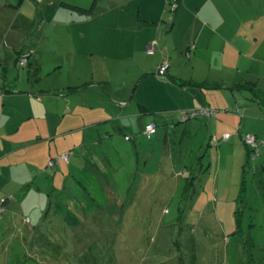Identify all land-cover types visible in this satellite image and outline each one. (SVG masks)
<instances>
[{
  "label": "crops",
  "instance_id": "obj_1",
  "mask_svg": "<svg viewBox=\"0 0 264 264\" xmlns=\"http://www.w3.org/2000/svg\"><path fill=\"white\" fill-rule=\"evenodd\" d=\"M13 1L0 3V199L13 198L0 220V264H9L11 236L19 231L23 241L32 243L47 231L54 235L63 224L68 225L64 232L84 233L94 224L101 231L104 217L109 224L122 216L127 223L150 220L138 197L130 205L119 198L122 215L103 213L106 206L99 201L96 206L76 203L79 195L73 193L89 188L82 180V185L74 183L86 165H78L77 151L115 142L112 133L128 128L144 132L147 123L160 120L166 127L186 123L188 132L194 125L204 127L210 118L215 130L211 138L220 140L218 146L230 151L231 159L241 154L247 158L244 133L253 132L264 142V99L256 90L254 99L250 91L232 88L264 81V56H256L253 47L260 41L259 23L264 34V11H240L252 0L242 8V0H180L172 12L165 11L171 0H105L104 6L98 0L90 11H68L66 16L47 6L42 11L49 12L40 14L49 23L36 32L38 9L24 12L32 0ZM126 2L135 11H126ZM26 15L28 21L20 18ZM241 38L248 39L255 53L251 61L240 48ZM155 40L156 52L149 53ZM261 43L260 48L264 35ZM24 56L25 66L20 63ZM164 59L170 63L168 75L159 77ZM195 82L222 87L203 88ZM205 105L217 110L216 115L183 120L186 111ZM227 132L231 137L224 140ZM60 153H69L68 162L59 159L50 166ZM53 191L67 192L70 201L52 200ZM87 249L84 244L71 264L80 263L81 256L87 259ZM32 250L41 254L39 244ZM42 254L57 261L50 252Z\"/></svg>",
  "mask_w": 264,
  "mask_h": 264
},
{
  "label": "rangeland",
  "instance_id": "obj_2",
  "mask_svg": "<svg viewBox=\"0 0 264 264\" xmlns=\"http://www.w3.org/2000/svg\"><path fill=\"white\" fill-rule=\"evenodd\" d=\"M4 1L0 0V3ZM96 1L32 0L24 12L38 9V19L36 24L33 23V32H36L35 28L49 23L46 19L41 21L40 14L47 6L63 11L66 16L68 11H90ZM13 2L18 5L20 0ZM245 2L240 1L241 8ZM104 3L105 0H100L99 6ZM263 3L252 0L250 6H244L240 11H249L251 7L252 11H264ZM174 6L179 5H166L165 11H173ZM133 7L126 2V11H135ZM27 15L20 18L28 21ZM3 23L0 19V24ZM261 26V23L257 25L261 32L256 30L260 41L253 45L256 56H264V44L259 47L264 35ZM240 48L247 55L245 59L251 61L250 56L255 53L249 47L248 39L241 38ZM254 87L263 100L264 81L262 85L256 82ZM133 119L132 127H135L136 118ZM207 119L204 127L194 125L188 132H184L186 123L177 122L175 126L170 123V127H166L160 120L158 133L152 139L144 132L136 133L128 128L121 134H111V137L115 136V142L89 144L78 150V165H86L77 173L74 183L79 185L82 180L89 188L86 190L81 186L73 193L79 195L76 203L93 202L96 206L99 201L106 206L101 208L103 213L109 210L112 214L122 215L119 198L130 205L138 197L137 204L150 211L147 215L150 220L127 223L122 216L116 220L112 218L109 224L110 218L104 217L102 221L106 224L102 225L101 231L94 224L84 233L64 232L68 225L63 224L54 235L47 231L41 235L43 239L32 243H29L30 239L23 241L19 231L11 236L13 248L11 254L7 251L9 264H71L77 253H83L84 244L89 248V257L81 256L78 264H264V142L260 139V154L250 161L245 174L246 154L231 159L230 151H222L220 146L214 145L211 134L215 130L212 120ZM193 120L189 121L193 123ZM109 136H104L103 140ZM243 180H246V192L244 200L239 202L237 197ZM56 196L70 201L67 192L53 191L52 200ZM109 200L112 206L108 208ZM238 208L242 210L240 231H236L235 211ZM56 236L57 240H54ZM38 244L41 254L36 251L35 255L32 249ZM42 251L50 252L57 261L52 262ZM55 252H59L57 257Z\"/></svg>",
  "mask_w": 264,
  "mask_h": 264
},
{
  "label": "built area",
  "instance_id": "obj_3",
  "mask_svg": "<svg viewBox=\"0 0 264 264\" xmlns=\"http://www.w3.org/2000/svg\"><path fill=\"white\" fill-rule=\"evenodd\" d=\"M155 43L156 41L150 43V45L148 46V52L149 53H154L155 52ZM28 62L27 57H23L22 59H20V63L25 66ZM170 67V63L168 60H164L161 65L159 66L158 70H157V75L159 77H165L167 76L168 70ZM217 113V110L213 109L212 107L205 105V106H201V107H196V108H192L189 109L188 111H186L182 118L183 120H186L187 118H195L197 116H205V117H213L215 116ZM158 131V124L156 121H151L149 123L146 124V126L144 127V133L148 138H152ZM231 137V133L227 132L224 133L223 135V139L224 140H228ZM127 138H130L129 136H127ZM244 141L245 143L249 146V148L251 149V158L255 159L257 157V155L260 152V142L257 138V136L255 134L252 133H246L244 135ZM211 142L214 145H219V139L214 136L211 140ZM59 159H65V160H69V153H64L63 155H60L57 158H52L49 162L50 166H55L58 162ZM11 198V196L0 199V220H2L5 216V203L7 201H9Z\"/></svg>",
  "mask_w": 264,
  "mask_h": 264
},
{
  "label": "trees",
  "instance_id": "obj_4",
  "mask_svg": "<svg viewBox=\"0 0 264 264\" xmlns=\"http://www.w3.org/2000/svg\"><path fill=\"white\" fill-rule=\"evenodd\" d=\"M179 2H180V0H171L170 2H169V6L171 7V5L173 4V5H179ZM174 10L173 11H175L176 9H177V7H175L174 6V8H173ZM82 10V9H81ZM84 11H85V9H83ZM85 12H88V11H85ZM170 12V11H169ZM172 12V11H171ZM156 41V43H155V52H156V49H157V45L159 44V41L158 40H155ZM154 42V41H153ZM194 45H192L191 47H190V49L193 47ZM193 49V48H192ZM164 60H167V59H164ZM163 60V61H164ZM162 61V62H163ZM169 71V70H168ZM167 75H168V73H167ZM166 77V76H165ZM194 84H196V85H198V86H200V87H203V88H220V87H222V85H209L207 82H201V83H198V82H195ZM256 84V81H247V82H245V83H243V84H239V85H237L236 87H232L233 89H237V90H240V91H250L253 95V98L255 99V97H254V91H255V87H254V85ZM246 133H252V134H255V133H253V132H246ZM246 133H244L243 135H242V137H243V140H244V135L246 134ZM256 135V134H255ZM257 136V135H256ZM257 138H258V136H257ZM258 140H259V142H260V150H261V144H262V141L258 138ZM219 142H220V140H219ZM245 142V141H244ZM220 144V143H219ZM245 145L247 146V158H246V162H245V164L243 165V169H244V172H245V174H246V169H247V166H248V164L250 163V161L251 160H255V159H257V157L255 158V159H252L251 158V149L249 148V146L245 143ZM259 154H260V152H259ZM258 154V155H259ZM257 155V156H258ZM245 183H246V180H243L242 181V185H241V189H240V192H239V195H238V197H237V200L239 201V202H241V201H243L244 200V193L246 192V187H245ZM7 206V202L5 203V207ZM5 210H6V208H5ZM241 214H242V210L240 209V208H238L236 211H235V215H236V224H237V227H238V229H236V231H240V229H241Z\"/></svg>",
  "mask_w": 264,
  "mask_h": 264
}]
</instances>
